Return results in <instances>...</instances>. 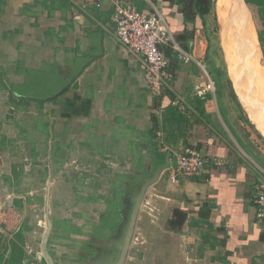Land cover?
<instances>
[{
    "label": "crops",
    "instance_id": "0c3cea01",
    "mask_svg": "<svg viewBox=\"0 0 264 264\" xmlns=\"http://www.w3.org/2000/svg\"><path fill=\"white\" fill-rule=\"evenodd\" d=\"M122 1L142 11L160 9L177 40L193 28L186 25L180 0ZM83 3L0 0V264H23L26 245L41 252L44 243L57 264L116 263L118 243L103 235L109 228L106 218L96 220L97 208L103 209L98 203L101 189L85 186L100 185V171L108 168L127 171V192L137 179L155 174L168 156L176 165L187 146L222 164L209 162L201 174L178 185L165 171L161 174L144 197L148 208L137 216L144 243L131 250L139 251L140 262L129 261L134 257L128 250L124 264H264V223L257 218L255 202L264 178V134L251 117L252 128L232 112L233 103L221 89L197 95L196 85L206 81L204 73L169 48L174 83L152 93L141 58L115 38L111 0L102 7ZM216 9L218 13L217 2ZM201 22L197 17L188 47L180 44L189 49L195 40L197 47L191 50L205 58L208 44ZM27 74H51L63 82L59 90L72 82L57 100L44 103L45 137L47 142L61 138L66 152L82 154L81 163L86 159L98 170L94 182L80 175L71 178L64 170L63 191L50 179L39 194L26 177L38 163L29 157L35 150L26 141L24 118L17 111L41 103L18 97L9 104L6 98L7 90L24 87ZM179 99L185 108L177 104ZM98 155L109 156L110 165L97 160ZM108 179L101 185L106 187ZM86 217L95 220L91 229L84 227ZM103 238H108L105 243ZM106 251L110 257L103 258Z\"/></svg>",
    "mask_w": 264,
    "mask_h": 264
},
{
    "label": "rangeland",
    "instance_id": "374dc122",
    "mask_svg": "<svg viewBox=\"0 0 264 264\" xmlns=\"http://www.w3.org/2000/svg\"><path fill=\"white\" fill-rule=\"evenodd\" d=\"M216 2L217 0H213L212 12L206 15L204 20H202L201 22L202 24L201 30L202 33L205 35V40L207 41L208 44L207 52L205 55V61L209 72L212 75L214 72V74H216L218 77L219 81L217 80L218 81L217 92L220 91V89L221 91H223L225 97L227 99H230L229 102L232 101L233 103V106H231L232 112L234 114L240 115V117H243V119L245 120L247 119L246 121H248L247 122L248 125L252 128V123L250 122L251 112L247 108L245 104L246 99L241 94L240 88L236 83L234 76L230 72V66L225 56L224 46L221 38L222 24L217 13ZM248 8L250 10L251 19L258 37L259 50H260L259 62L263 71V83H264V53H263L262 45L259 40V32L260 31L264 32V10L252 4H249ZM218 69H220L223 72L221 76H219L218 73L216 72ZM234 69L236 71L240 70L239 71L240 74L244 76V72H243L244 65H238L234 67ZM246 90L249 89L246 88ZM250 90L252 95L258 98L260 96V91L263 90V88L262 89L251 88ZM7 92L9 98H6V100L10 104L11 103L10 101H13L16 98L11 93V90H7ZM247 93L250 94L249 92ZM44 103L46 102L41 103L39 106H31V107L26 106L23 112L17 111V114L24 118V125L26 129V141H31V143L29 144L33 146V149L35 150V152L31 154L29 157H31L33 161H37L38 163L37 165L33 164L32 168L28 170L26 177L32 181V186L36 190L42 188L45 181L50 179L56 180L57 181L56 184L58 183L56 187L62 190V186L59 185L61 183L64 170L66 173L70 174L71 178L74 177L78 178L80 175V177H83V179L86 178L89 183L94 182L95 181L94 179L98 178L97 177L98 170L92 169L91 168L92 164L86 159L84 160L83 163H81L83 161L81 159L82 157H80L82 154L66 152L65 151L66 148L65 149L63 148V142L61 138L56 139L53 137L47 142V139L45 137L46 117L44 115L45 113L44 110L47 107ZM33 105L35 104L33 103ZM9 109L10 107L8 106V109L6 110L7 113H9L8 112ZM26 110L28 111L30 110V112H27ZM262 124H264V118L262 119ZM74 151L77 150L74 149ZM86 156L88 157V155H85V157ZM97 160H99L100 162H104L106 167L111 163L110 157L109 156L107 157L105 155H98ZM100 172L103 174V177L100 181L105 182L107 178H109L107 182V186L104 187L103 185H101L103 183L102 182L100 185L97 186H94L93 183H90L87 184V186L85 187L94 191L96 188L101 189L99 191L97 189V191L101 195V198H99L98 203L102 205L103 209L98 210L97 208L99 218L97 217L96 220L102 221L103 223L106 218L105 223L108 225L109 228H106L108 231L106 230L105 234L103 235H106L107 233L109 234L108 237H112L113 239H116L118 243V251L120 255L125 243V238H126L132 210L136 204L137 196L142 186L144 185V181L147 180V178L143 181L142 179L139 181L137 179V183H134V187H131L130 190L126 192L123 183L124 184H126L127 182L130 183V179H131L130 177L126 176L127 171H122V170L119 172L116 171L118 173L116 174V172L114 171L111 172L108 168H104ZM153 174L154 173H152V175L148 178V180L153 177ZM116 184L119 185L116 186ZM152 185H150L149 188ZM85 187H84V191L86 192L87 189H85ZM46 189L47 188L43 187V190L46 191ZM91 190L90 193H88V196H90V198L93 197L94 194V191L92 192ZM113 190H115V193H113ZM38 192L40 194L41 190H39ZM91 202L92 203L94 202L93 198ZM144 203L145 202L143 200L140 211L142 210L143 207H146V209L148 208V206L145 205ZM117 204H118V211L116 213L115 206ZM87 206L89 208V205ZM101 211H102V215L100 216ZM150 211L152 210L150 209ZM88 212H90V209ZM152 212L153 214H155V211ZM85 219H86L85 221L86 223L84 222L85 225L83 223L82 224L84 225L85 228L91 229L92 226L94 225L95 220L93 219V217H86ZM137 232L139 231H137V223H136L134 227V232H133L129 252L132 251L131 249H133V246L134 248H136L138 247L139 243H144V240L139 237ZM49 233H50V228L46 233L47 235L46 237H48ZM107 239L103 238L104 243L106 242ZM41 252L43 253L45 261H48L46 257V255L48 254L54 261H56V259H54L50 251L47 249V247L45 250L46 252L45 254L43 252V248ZM138 252L139 251L137 250H133L132 253H129L130 257L132 258L134 257L133 260H129V261L140 262ZM108 257H110V254L108 253V251H106V255L103 254V258H108Z\"/></svg>",
    "mask_w": 264,
    "mask_h": 264
},
{
    "label": "built area",
    "instance_id": "2783aa9c",
    "mask_svg": "<svg viewBox=\"0 0 264 264\" xmlns=\"http://www.w3.org/2000/svg\"><path fill=\"white\" fill-rule=\"evenodd\" d=\"M77 4L78 0H68ZM113 6V20L116 23L115 38L123 48L137 55L142 60L144 75L152 93L158 94L164 87H171L175 75L169 70L167 48L171 49L178 58L185 63H195L202 70L206 81L196 85V93L204 96L208 92H215L217 80L209 72L205 58L194 54L197 43L190 41L189 49L184 48L175 38L170 23L164 13L154 7L151 11H142L135 5L122 0H111ZM104 0H84L83 6L94 5L102 7ZM178 105L185 108V101L176 100ZM221 165L216 158H208L194 147H184L177 158L176 165L170 164L165 170L171 182L178 185L182 180L194 177L203 172L207 163ZM255 202L258 205L257 218L264 223V178L258 184ZM155 211V207L150 205ZM26 255L23 264H50L44 260L42 252H38L31 245L25 247Z\"/></svg>",
    "mask_w": 264,
    "mask_h": 264
},
{
    "label": "bare ground",
    "instance_id": "6f19581e",
    "mask_svg": "<svg viewBox=\"0 0 264 264\" xmlns=\"http://www.w3.org/2000/svg\"><path fill=\"white\" fill-rule=\"evenodd\" d=\"M217 7L222 24L221 38L230 72L246 99L245 104L251 112L253 121L264 133V124H262L264 118L263 71L259 62L258 37L250 10L245 0H218ZM238 65H244V76L240 74V70L234 69ZM251 88H263L258 98L252 95Z\"/></svg>",
    "mask_w": 264,
    "mask_h": 264
},
{
    "label": "trees",
    "instance_id": "16d2710c",
    "mask_svg": "<svg viewBox=\"0 0 264 264\" xmlns=\"http://www.w3.org/2000/svg\"><path fill=\"white\" fill-rule=\"evenodd\" d=\"M246 2L264 10V0H246ZM180 3L182 4L181 12L184 15L186 25H193L191 30L186 28L185 34L178 39L184 47H188L186 42L188 38L194 37L197 17L204 20L205 16L212 12L213 0H180ZM259 40L264 53V32L262 31L259 32ZM47 76L54 79V81L50 80V82H48L46 79ZM47 76L38 77L33 74H27L24 87L16 88L15 90L12 89L11 93L15 98L21 97L40 103L55 101L57 97L53 98V95L58 92L63 82L58 81L57 78L51 74Z\"/></svg>",
    "mask_w": 264,
    "mask_h": 264
},
{
    "label": "water",
    "instance_id": "95a60500",
    "mask_svg": "<svg viewBox=\"0 0 264 264\" xmlns=\"http://www.w3.org/2000/svg\"><path fill=\"white\" fill-rule=\"evenodd\" d=\"M246 1V0H245ZM247 3V2H246ZM72 82H70L68 85H66L65 87H63L61 90H59L57 93H55L53 95V98L58 97L60 95H62L71 85ZM170 165V157H167L166 163L160 167L156 173L153 175V177L151 179H149L148 181H146L144 183V185L142 186L138 196H137V200H136V204L132 210V214H131V218H130V222H129V226H128V230H127V234H126V238H125V243L123 246V249L121 251V254L117 260L116 263L114 264H124L125 260H126V256L128 253V250L130 248L131 245V241H132V236H133V232H134V227L136 225V221H137V216L138 213L140 211L141 205H142V201L144 200L145 194L149 188L150 185L154 184L161 176V174L169 167ZM46 250V244L44 243L43 245V252L44 254L47 252H45ZM48 254V253H47ZM48 261L50 264H57L56 261H54L50 255H46Z\"/></svg>",
    "mask_w": 264,
    "mask_h": 264
}]
</instances>
